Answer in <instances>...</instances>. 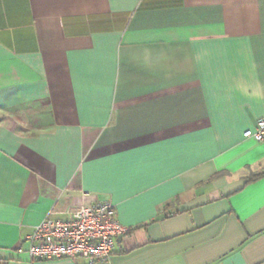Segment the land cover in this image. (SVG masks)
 I'll return each mask as SVG.
<instances>
[{
	"label": "crops",
	"instance_id": "1",
	"mask_svg": "<svg viewBox=\"0 0 264 264\" xmlns=\"http://www.w3.org/2000/svg\"><path fill=\"white\" fill-rule=\"evenodd\" d=\"M262 116L264 0H0V264L83 195L94 264H264Z\"/></svg>",
	"mask_w": 264,
	"mask_h": 264
},
{
	"label": "built area",
	"instance_id": "2",
	"mask_svg": "<svg viewBox=\"0 0 264 264\" xmlns=\"http://www.w3.org/2000/svg\"><path fill=\"white\" fill-rule=\"evenodd\" d=\"M243 137L264 140V116L242 132ZM129 227L114 216V205L106 200H75L63 217L47 213L26 236L31 258L84 257L88 264L108 262L115 239Z\"/></svg>",
	"mask_w": 264,
	"mask_h": 264
},
{
	"label": "trees",
	"instance_id": "3",
	"mask_svg": "<svg viewBox=\"0 0 264 264\" xmlns=\"http://www.w3.org/2000/svg\"><path fill=\"white\" fill-rule=\"evenodd\" d=\"M259 175H261L260 173H254V174H251L249 177H247V180H253L255 178H257ZM129 231V230H128ZM127 231V232H128ZM126 232V233H127Z\"/></svg>",
	"mask_w": 264,
	"mask_h": 264
}]
</instances>
